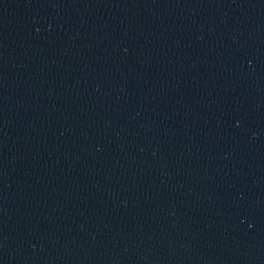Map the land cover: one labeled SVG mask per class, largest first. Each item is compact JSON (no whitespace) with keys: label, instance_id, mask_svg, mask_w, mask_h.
Wrapping results in <instances>:
<instances>
[{"label":"water","instance_id":"1","mask_svg":"<svg viewBox=\"0 0 264 264\" xmlns=\"http://www.w3.org/2000/svg\"><path fill=\"white\" fill-rule=\"evenodd\" d=\"M0 264H264V0H0Z\"/></svg>","mask_w":264,"mask_h":264}]
</instances>
